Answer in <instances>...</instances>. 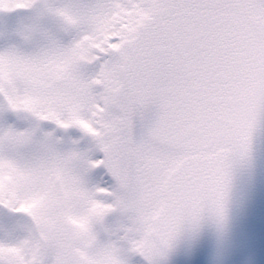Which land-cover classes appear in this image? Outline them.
<instances>
[{
    "label": "snow or ice",
    "instance_id": "6c2138e0",
    "mask_svg": "<svg viewBox=\"0 0 264 264\" xmlns=\"http://www.w3.org/2000/svg\"><path fill=\"white\" fill-rule=\"evenodd\" d=\"M264 0H0V264H262Z\"/></svg>",
    "mask_w": 264,
    "mask_h": 264
},
{
    "label": "flooded vegetation",
    "instance_id": "af4514ba",
    "mask_svg": "<svg viewBox=\"0 0 264 264\" xmlns=\"http://www.w3.org/2000/svg\"><path fill=\"white\" fill-rule=\"evenodd\" d=\"M262 264H264V258H262Z\"/></svg>",
    "mask_w": 264,
    "mask_h": 264
}]
</instances>
